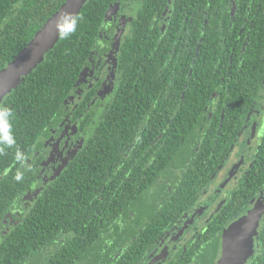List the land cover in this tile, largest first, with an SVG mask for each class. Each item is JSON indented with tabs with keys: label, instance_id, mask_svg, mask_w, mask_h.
<instances>
[{
	"label": "trees",
	"instance_id": "trees-1",
	"mask_svg": "<svg viewBox=\"0 0 264 264\" xmlns=\"http://www.w3.org/2000/svg\"><path fill=\"white\" fill-rule=\"evenodd\" d=\"M66 2L0 0V72ZM234 2L144 0L118 44L115 98L98 107V88L75 86L95 51L115 41L108 15L118 3L87 1L0 104V227L35 187L46 139L76 127L83 139L17 225L0 230V264H145L165 229L200 201L263 90L264 0ZM77 88L84 92L72 101ZM259 147L228 205L173 264H217L225 225L264 194V131ZM156 185L161 205L149 199ZM248 264H264V221Z\"/></svg>",
	"mask_w": 264,
	"mask_h": 264
},
{
	"label": "flooded vegetation",
	"instance_id": "flooded-vegetation-1",
	"mask_svg": "<svg viewBox=\"0 0 264 264\" xmlns=\"http://www.w3.org/2000/svg\"><path fill=\"white\" fill-rule=\"evenodd\" d=\"M143 2L144 0H134L132 4H127V6L125 4L123 6V11L121 12L123 13V18H125L126 22L121 23L122 32L120 33V36L110 44L108 52L102 54L98 51H95V55L99 57L98 61L94 62L91 67H87L84 70L82 78L75 86H85L89 89L98 88L97 95L96 97H94L93 103L91 104L93 106L105 107L107 104H110L115 98L119 86L118 83L120 80V75L117 69L118 44H120L123 38L130 34L128 30V27L130 25L129 21L131 20L129 17V13H138V11L142 7ZM235 3L236 2H234V0H231L230 6H235ZM132 5L137 6L136 8H133ZM117 7L119 6L117 5ZM250 11L251 9H248V12ZM110 40L113 41L114 39L111 38ZM103 48H106V46L104 45ZM262 91L257 101L254 103V105H252L248 114L246 115L243 121L244 125L238 134V138L234 142L233 146L228 150L226 158L224 159L222 165L219 167L217 173L211 179V184L209 187H212L214 189V198L207 197L206 191L209 187L205 189L200 198V201L198 203L192 204V207L187 210L180 218H178L172 226H169L165 229V234H162L160 236V242L156 244L152 250H150L148 259L145 264H173L183 255H187L189 251L188 245L191 244V242L194 241L197 236H201L204 231H206L207 227L214 220V218L217 217V215L221 213L222 209L228 205V202L232 198L233 193L237 190L241 180L249 175V172L252 170L255 158L257 156V149H260L259 145L264 131V83ZM83 92L84 88H77V91L70 95V99H72V101L75 100L74 98L82 95ZM108 96H110L109 99H107ZM98 117L100 118L101 116L96 114L95 123L99 119ZM244 134H246V142L243 141L241 146L237 148L236 143ZM77 135L78 130L76 127L72 130L66 129L58 138L55 137L54 139H52V137L50 139H46L45 148L42 153L43 158H40V166H37L40 171L38 173V179L35 187L33 186L25 196V201L23 202L22 208L14 210L13 212L8 214H11L12 216L18 215V219L15 220L11 225H9L7 227L8 230H6V232L4 233H7L15 225H17L22 215H24L25 212L31 207L35 199H37L42 194L44 187L53 182L54 179L60 175V172L68 165V163L70 162V158L72 160L76 158L78 152L81 149V142L83 140L80 137L76 138ZM243 147L247 148V153L241 152V149ZM236 151L238 154L237 156ZM246 157L247 161L245 160ZM181 170L182 168L175 169L178 174L181 172ZM222 173L223 175H227V179L222 180V182L219 184L218 178ZM164 184L165 186H167V190L171 194V183L164 181ZM162 188V186L159 187L158 185H156L151 189L148 194L150 197V201L153 202L154 200H158L157 202H155L158 203V205H161L163 203L164 199L166 198L162 194ZM259 200H262L264 203V194H261L256 200H253L251 202V208H249L244 214L240 215L233 222L225 225L226 228H224L220 235L221 252L217 264L222 256L223 235L225 231L234 222L242 217L247 216ZM149 207L150 210L153 208L148 204V208ZM155 213L156 212L153 211L152 213L150 212V214ZM130 215L133 218L135 217L132 212L130 213ZM5 219L3 220V222L5 221ZM118 221L119 222H117V224L123 227L124 219L120 218ZM263 221L264 215L261 218L258 232L261 225L263 224ZM256 249L257 246L255 247L254 253L256 252ZM47 254H49V251L47 252ZM252 257L249 258L246 264L250 262ZM195 261H197L196 258L192 261L193 264H196Z\"/></svg>",
	"mask_w": 264,
	"mask_h": 264
},
{
	"label": "water",
	"instance_id": "water-1",
	"mask_svg": "<svg viewBox=\"0 0 264 264\" xmlns=\"http://www.w3.org/2000/svg\"><path fill=\"white\" fill-rule=\"evenodd\" d=\"M88 0H67L61 9L47 21L16 59L0 72V104L14 92L32 72L44 62L53 50L61 32L72 23ZM264 215V203L259 200L248 213L225 231L222 256L218 264H246L254 255L258 228Z\"/></svg>",
	"mask_w": 264,
	"mask_h": 264
},
{
	"label": "rangeland",
	"instance_id": "rangeland-1",
	"mask_svg": "<svg viewBox=\"0 0 264 264\" xmlns=\"http://www.w3.org/2000/svg\"><path fill=\"white\" fill-rule=\"evenodd\" d=\"M118 1V6L119 7H117L116 9H112L111 11H110V13H109V15H108V21L109 22H113L115 25H116V27H112V25H110L109 24V27L112 29V30H114L115 31V37L117 38V37H119L120 36V33L122 32V28H121V23L122 22H126L125 21V18H123V13L121 12V11H123V6L126 4V6H127V4L129 5V4H132L133 2H134V0H117ZM137 3V2H136ZM137 6V5H136ZM136 6L135 5H132V7L133 8H136ZM112 19H113V21H112ZM106 27V26H105ZM107 30H109V29H105L104 31V33L101 35V40H100V45H102V46H104V44H103V39H105L106 38V32H107ZM101 60V59H100ZM262 94H263V91H262ZM109 97L110 96H108V98L107 99H109ZM75 99V98H74ZM76 100V99H75ZM243 141L244 142H246V134H244V135H242L241 137H240V139L237 141V148L239 147V146H241V144L243 143ZM56 145V144H55ZM246 150H247V148H245V147H243L242 149H241V152H244V153H247L246 152ZM238 154H237V151H236V156H237ZM65 159V158H64ZM245 160L247 161V157L245 158ZM227 179V175L226 174H224L223 175V173L220 175V177L218 178V182H219V184L222 182V180H226ZM206 196L207 197H211V198H214V189L212 188V187H209L208 189H207V191H206ZM18 219V215H14V216H12L11 214L10 215H8L7 217H6V219H5V221L2 223V226H1V228H0V230H1V232L2 233H4V232H6V230H8V226L9 225H11L15 220H17Z\"/></svg>",
	"mask_w": 264,
	"mask_h": 264
}]
</instances>
